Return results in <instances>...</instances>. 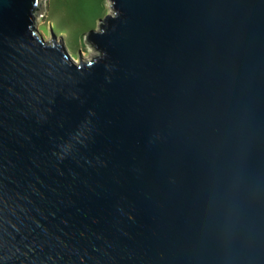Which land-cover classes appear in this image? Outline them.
<instances>
[{
	"label": "water",
	"instance_id": "obj_1",
	"mask_svg": "<svg viewBox=\"0 0 264 264\" xmlns=\"http://www.w3.org/2000/svg\"><path fill=\"white\" fill-rule=\"evenodd\" d=\"M111 5L0 0V264H264V0Z\"/></svg>",
	"mask_w": 264,
	"mask_h": 264
},
{
	"label": "rangeland",
	"instance_id": "obj_2",
	"mask_svg": "<svg viewBox=\"0 0 264 264\" xmlns=\"http://www.w3.org/2000/svg\"><path fill=\"white\" fill-rule=\"evenodd\" d=\"M112 11L111 0H43L38 28L47 40L55 35L78 61L81 53L85 58L96 54L87 35Z\"/></svg>",
	"mask_w": 264,
	"mask_h": 264
}]
</instances>
